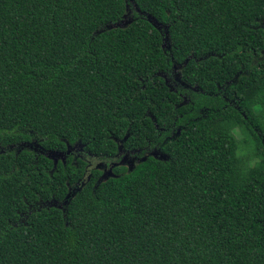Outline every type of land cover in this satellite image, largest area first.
<instances>
[{
  "label": "trees",
  "instance_id": "16d2710c",
  "mask_svg": "<svg viewBox=\"0 0 264 264\" xmlns=\"http://www.w3.org/2000/svg\"><path fill=\"white\" fill-rule=\"evenodd\" d=\"M134 2L0 0V145L138 157L0 152V264H264V0Z\"/></svg>",
  "mask_w": 264,
  "mask_h": 264
},
{
  "label": "rangeland",
  "instance_id": "374dc122",
  "mask_svg": "<svg viewBox=\"0 0 264 264\" xmlns=\"http://www.w3.org/2000/svg\"><path fill=\"white\" fill-rule=\"evenodd\" d=\"M136 14L138 16L146 17L149 20H152L153 22H156L152 17L146 14V12L142 11L134 2V0H127V11L124 17L113 24L105 25L103 28H110V27H126L129 25L135 18ZM157 26L160 27V29L163 31L164 28L161 27V25L157 22ZM166 38V37H165ZM165 44L168 42L167 40L164 41ZM180 68V67H179ZM174 68L173 70V77L168 76V74H165L166 79L168 80L169 86L171 88H174L177 85H185V82L181 80L180 70ZM31 134V139L29 141H22L19 143L11 144L8 146L0 145V152L5 151H13L16 154H18L20 151L24 149H28L33 151L35 154H44L50 156L55 161H61L66 159L68 155H73L76 158H85L89 165L87 168V174L84 179H82L79 183L76 185H72L70 187V193L67 199L63 202H59L57 200H51L48 202H40L37 206V208L40 207H46V206H57L62 209H65L67 206V203L69 202L70 198L78 191L80 188L85 184V182L89 179L90 173L95 168H100L103 171V178L110 177L115 174L114 167L120 164L126 165L128 168H131L136 164L138 161V157L135 155V153H131L125 149L122 144V148L119 151V154L113 158H104V157H98L96 155L90 154L88 151L85 150L84 144L81 142H77L75 144H70V146L67 148L66 151L63 152H56V151H50L48 149L42 148V145L40 144V136L34 132V131H28ZM157 149L150 151L151 154L156 155ZM159 152V151H158ZM159 155V153H158ZM33 208V207H32ZM25 215L22 218V222L25 221Z\"/></svg>",
  "mask_w": 264,
  "mask_h": 264
},
{
  "label": "water",
  "instance_id": "95a60500",
  "mask_svg": "<svg viewBox=\"0 0 264 264\" xmlns=\"http://www.w3.org/2000/svg\"><path fill=\"white\" fill-rule=\"evenodd\" d=\"M147 15H149L150 17H152V18L156 21V22H153L152 20H150V21H152L155 25H156L157 22H158V23L161 25V27H163V25H162V24H161L156 18H154L151 14H147ZM156 26H157V25H156ZM157 27L160 29L159 26H157ZM110 28H112V27H110ZM160 30H161V29H160ZM165 40H167V37L165 38ZM179 67H180L179 65H174L175 70L178 69ZM167 81H168V80H167ZM69 146H70V144H68V147H69ZM121 148H122V146L120 145V149H121ZM66 150H67V149H66ZM66 150H65V151H66ZM50 151H56V150H50ZM56 152H63V151H56ZM158 153H159V152L157 151V154H156V155H154V154H152V155H154V156H158ZM46 156H48V155H46ZM48 157L51 158L50 156H48ZM66 158H67V157H66ZM65 160H66V159H64L63 161H65ZM53 161H54L55 165L58 163V161H55V160H53ZM120 165H123V164H120ZM134 165H135V164H134ZM115 167H116V166H115ZM133 167H134V166H132L130 169H132ZM112 176H115V174L112 175ZM112 176H110V177H112ZM110 177L103 178V176H101L100 179H99V182H101V181H105V180L109 179ZM69 193H70V191H69ZM69 193H68V195L66 196L65 200H66L67 197L69 196ZM75 194H76V193H75ZM75 194H74V195H75ZM74 195H73V196H74ZM73 196H72V197H73ZM72 197H71V198H72ZM71 198H70V199H71ZM65 200H64V201H65ZM68 203H69V202H68ZM68 203H67V204H68Z\"/></svg>",
  "mask_w": 264,
  "mask_h": 264
},
{
  "label": "flooded vegetation",
  "instance_id": "af4514ba",
  "mask_svg": "<svg viewBox=\"0 0 264 264\" xmlns=\"http://www.w3.org/2000/svg\"><path fill=\"white\" fill-rule=\"evenodd\" d=\"M42 148H44L43 146H42ZM129 151V150H128ZM129 152H131V153H134V151H129ZM91 154V153H90ZM93 155V154H92ZM68 156H70V155H68ZM73 158H75V159H82V158H76L75 156H73V155H71ZM117 156V155H116ZM86 162H87V166H86V173H85V176H86V174H87V168H88V165H89V163H88V161L85 159V158H83ZM95 169H99V170H101L102 171V169H100V168H95ZM92 172V171H91ZM102 173H103V171H102ZM85 176H84V178H85ZM90 176H91V173H90ZM90 176H89V178H90ZM83 178V179H84ZM82 180V179H81ZM80 182V181H79ZM78 182V183H79ZM77 184V183H76ZM76 184H74V185H76Z\"/></svg>",
  "mask_w": 264,
  "mask_h": 264
}]
</instances>
